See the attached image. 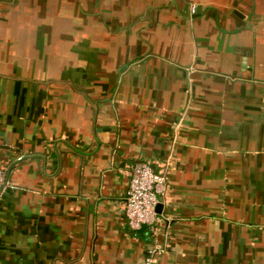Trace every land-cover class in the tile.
I'll return each mask as SVG.
<instances>
[{
    "label": "crops",
    "instance_id": "1",
    "mask_svg": "<svg viewBox=\"0 0 264 264\" xmlns=\"http://www.w3.org/2000/svg\"><path fill=\"white\" fill-rule=\"evenodd\" d=\"M0 166V264H264V0H0Z\"/></svg>",
    "mask_w": 264,
    "mask_h": 264
},
{
    "label": "built area",
    "instance_id": "2",
    "mask_svg": "<svg viewBox=\"0 0 264 264\" xmlns=\"http://www.w3.org/2000/svg\"><path fill=\"white\" fill-rule=\"evenodd\" d=\"M7 166H0V198L10 189H14ZM130 183L124 202V212L132 229H138L143 224L154 225L159 220L157 205L159 195L166 191V169L156 170L147 161H137L133 164ZM167 245H156L148 252L147 264H153L156 258L166 251Z\"/></svg>",
    "mask_w": 264,
    "mask_h": 264
},
{
    "label": "water",
    "instance_id": "3",
    "mask_svg": "<svg viewBox=\"0 0 264 264\" xmlns=\"http://www.w3.org/2000/svg\"><path fill=\"white\" fill-rule=\"evenodd\" d=\"M157 206H160V205H157Z\"/></svg>",
    "mask_w": 264,
    "mask_h": 264
}]
</instances>
